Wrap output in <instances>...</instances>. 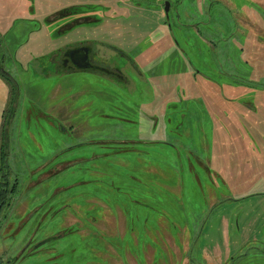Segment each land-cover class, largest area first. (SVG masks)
<instances>
[{
	"label": "rangeland",
	"instance_id": "1",
	"mask_svg": "<svg viewBox=\"0 0 264 264\" xmlns=\"http://www.w3.org/2000/svg\"><path fill=\"white\" fill-rule=\"evenodd\" d=\"M262 2L0 0L2 264H264Z\"/></svg>",
	"mask_w": 264,
	"mask_h": 264
},
{
	"label": "flooded vegetation",
	"instance_id": "2",
	"mask_svg": "<svg viewBox=\"0 0 264 264\" xmlns=\"http://www.w3.org/2000/svg\"><path fill=\"white\" fill-rule=\"evenodd\" d=\"M96 57L97 52L93 50L91 43H80L74 47L65 49L60 54H58L57 57L53 56L51 61L56 69H60L66 73L74 72L77 69L91 72L102 71L105 74L111 75L112 73H116L112 72L110 69H108V67L102 66L100 62L95 60ZM118 76L123 77L121 74H118ZM14 187V189H16V186ZM12 188V182L8 184V182L0 180V214L5 205L8 203H1V201L4 200L2 197L11 196Z\"/></svg>",
	"mask_w": 264,
	"mask_h": 264
},
{
	"label": "trees",
	"instance_id": "3",
	"mask_svg": "<svg viewBox=\"0 0 264 264\" xmlns=\"http://www.w3.org/2000/svg\"><path fill=\"white\" fill-rule=\"evenodd\" d=\"M14 91H15V89H14ZM15 100H16V98H14L13 101H12V103H13L14 105H15ZM5 139H6V136L3 135V136H2V140H3V141H2V146H1V149H2V150H3L2 147L5 145V142H6ZM3 142H4V143H3ZM2 150H1V151H2ZM1 153H2V154H1V157H0V165H1V166H0V174H1V171H2L1 168H2V166L5 165V162H6L4 151L1 152ZM14 188H15V187H13L12 190H11V195H12L13 192H14ZM10 198H11V196H7V197L4 196V197H2V199H4L5 201L3 200V201H1V203L4 204L5 202H8L9 200H11Z\"/></svg>",
	"mask_w": 264,
	"mask_h": 264
},
{
	"label": "crops",
	"instance_id": "4",
	"mask_svg": "<svg viewBox=\"0 0 264 264\" xmlns=\"http://www.w3.org/2000/svg\"><path fill=\"white\" fill-rule=\"evenodd\" d=\"M218 1V0H216ZM264 4V0L262 2ZM243 22L245 23L246 26L252 27L254 25V21H252L251 19H247L245 17H243Z\"/></svg>",
	"mask_w": 264,
	"mask_h": 264
},
{
	"label": "water",
	"instance_id": "5",
	"mask_svg": "<svg viewBox=\"0 0 264 264\" xmlns=\"http://www.w3.org/2000/svg\"><path fill=\"white\" fill-rule=\"evenodd\" d=\"M168 10H169V4L167 3L164 7V11L166 13V15L168 14ZM41 244V243H40ZM39 246V244L37 245ZM36 247V246H35ZM0 264H2V257H1V252H0Z\"/></svg>",
	"mask_w": 264,
	"mask_h": 264
}]
</instances>
